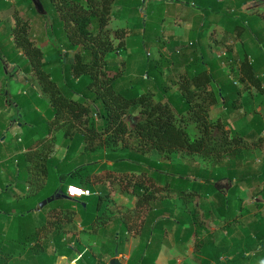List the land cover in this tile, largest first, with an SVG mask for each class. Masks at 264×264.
I'll list each match as a JSON object with an SVG mask.
<instances>
[{"label": "trees", "instance_id": "1", "mask_svg": "<svg viewBox=\"0 0 264 264\" xmlns=\"http://www.w3.org/2000/svg\"><path fill=\"white\" fill-rule=\"evenodd\" d=\"M16 1L28 2L31 13L44 20L41 40H34L29 19L17 17L11 31L6 32L13 40L3 47L0 44V58L26 73L36 71L39 85H24L23 92L15 94L14 103L18 114L30 118L23 136L28 138L27 146L43 142L36 155V172L44 178L50 177V172L56 174L57 185L50 191L37 189L21 197H15L20 193L14 181L0 186V264H55L59 256H71L80 245L76 235L67 237L64 222L73 220L75 211L88 234H97L94 228L99 223L105 226L102 235L108 233L114 242L109 247L110 256L116 250L122 252L127 234L134 228L132 218L147 214L139 231L141 242L127 264H156L163 245L181 247L192 240L193 257L199 264H234L240 246L231 251L233 259L214 251L217 244L204 218L215 219L224 229L235 232L232 225L239 220L237 211L245 214L246 210L240 193L253 188V195L264 194V161L256 165L255 156L249 153L253 148L264 150V110L256 106L264 101V24H258L261 15L253 12L257 15L247 16L222 7L224 43L243 34L250 40L240 44L241 53L235 58L215 56L206 61L195 41H162L161 24L169 0H155L146 9L143 0H41L46 13L39 12L32 0ZM248 1L241 0L238 6ZM200 5L204 10L213 7L204 2ZM157 17L162 22L156 21ZM110 18L125 21L115 31L120 38L118 45L109 35ZM124 33L142 37L143 47L152 45L158 56L146 51L145 55L117 57L114 52L124 47ZM44 42H48L47 48ZM230 72L240 84L232 80ZM252 84L257 88L249 99L252 106L243 110L244 94H250ZM39 91L46 92L48 99ZM8 97L4 94V100L10 102ZM218 104L224 108V121L223 111L215 118L210 113ZM246 113H250L246 124L235 129L233 117L244 119ZM127 114L140 115L132 128L126 121ZM191 121L197 129L194 135ZM57 123L66 129L68 153L62 161L50 154L46 142H52L49 136ZM227 125L229 129H225ZM214 130L221 134L215 135ZM84 139L95 143L97 150L106 149L112 169L118 172V183L96 189L90 175L98 163H80L62 172ZM29 155L20 157L26 168ZM101 166L106 169L107 163ZM18 174L23 177L22 170ZM221 181L230 187L227 193L220 189ZM69 184L88 188L93 194L78 200L60 198L64 205L50 203L37 209L43 199L60 189L66 192ZM162 191L169 198L165 202ZM113 192L116 198L111 196ZM230 194L237 198V207H233L237 211L232 215L228 214ZM163 203L168 210L161 208ZM164 212L168 215L160 217ZM252 212L248 208L247 236L244 231H236L238 237L234 239L241 242L248 237V245L250 242L260 247L249 256L247 250L240 249L239 257L245 264H264V210ZM94 258L87 251L78 264H106Z\"/></svg>", "mask_w": 264, "mask_h": 264}, {"label": "crops", "instance_id": "2", "mask_svg": "<svg viewBox=\"0 0 264 264\" xmlns=\"http://www.w3.org/2000/svg\"><path fill=\"white\" fill-rule=\"evenodd\" d=\"M155 0H143L145 4V9L147 8V5H152V3ZM189 2H196L197 6L194 8L191 5L188 4V6H184L182 3H171L168 2L169 5L174 7L176 9V17L178 23L180 25V29H175L176 25L174 26L173 31L167 36L170 40H181V42H197V45L199 46V52L203 53L205 56L206 61L211 60L212 58L219 57L222 55L225 51L226 54L232 57H237L238 54L241 53L240 50V44H245L249 42L250 38L248 34L241 35L240 38H237L236 40H230L227 41V43H224L225 40V28L223 26L224 21V10H222V7L225 9H231L234 11V9L240 13H244L247 16H255L257 14H254L257 12L260 16V21L258 22L259 25L264 24V0H249L248 2H242L241 6L240 1L241 0H187ZM19 2V0H18ZM21 2V1H20ZM200 2H204L206 5L212 4L213 7L211 10H204L205 8L200 5ZM255 2H258L257 4ZM254 3V4H253ZM8 4V5H7ZM257 5L255 9H252L254 5ZM210 6V5H209ZM173 9V8H172ZM258 9V11H256ZM168 13L170 12L169 9ZM22 11V13L20 12ZM254 12V13H253ZM23 13L25 15H23ZM31 10H30V4L26 1H23L22 4H17L16 0H5L4 2L0 0V44L1 47L5 45H9V43L13 40V37H9V34L6 33L8 31H4V27L7 26L8 23L15 24L16 18L20 17L23 18L24 16H30ZM167 13V14H168ZM179 15V17H178ZM125 23V21H122V24ZM13 27V26H12ZM174 38V39H172ZM9 47V46H8ZM166 49V47H165ZM251 59V58H250ZM252 60V59H251ZM9 66H12L13 64L11 62H8ZM226 67V66H225ZM228 68V67H226ZM5 69V68H4ZM7 71V70H6ZM16 82V81H15ZM20 84V83H19ZM9 84L6 86H3L0 84V186L3 183H6L8 181H14L15 183V190L16 192H19L20 194H16L15 197H21L27 194L28 191H31V193L34 191L45 190L47 189L50 191L54 186L57 185L56 181V174H52L50 172V177L47 176L44 178L42 174H38L35 170L37 160V153L41 151V148L43 146V142L36 144L33 147H28L26 144V139L23 136H25V130L27 127L26 119L22 117L21 114L16 113L17 112V106L16 104H11V100H14L15 94H19L21 89L24 88L23 86H20L18 89L14 88L13 86L8 87ZM4 94H9L8 99L10 102L7 101V99L4 100ZM5 101V102H4ZM261 108V107H260ZM59 128L60 131H66L65 127L61 123H57L56 126H54L53 133L49 136V139L52 140V142L49 144L48 141V150L50 151V154L53 157H56L57 160L62 161L67 153H68V147L65 144H56V140L54 139L55 131ZM57 131V135H59ZM64 136V134H63ZM70 137V134H69ZM64 138V137H63ZM76 152L73 155V157L69 160L68 166L65 167L62 172L69 171L70 169H75L80 165V163L86 164H94L98 163V166L95 167V169L91 173L90 180L93 184V186L97 189L100 186H109L118 183V172L112 169V161L108 160L106 149L101 151L97 150L95 143H92L89 140H82L79 142L78 147L76 148ZM24 153H30L29 159H28V167L20 161L21 155ZM107 160L105 162L104 160ZM22 160V159H21ZM20 161V162H19ZM107 163L106 169H102L101 164ZM110 167V169H109ZM19 168V169H18ZM18 170H22L23 178L20 174H18ZM60 172V173H62ZM17 174L19 175V181H17ZM26 175L29 178V181H26ZM24 180V182H23ZM23 182V183H22ZM16 183H18V187L16 186ZM41 186V187H40ZM36 187V188H35ZM263 194V193H262ZM160 195L164 196L163 202L165 200L169 199L168 195L165 191H162ZM113 198H116V194L113 193ZM63 198V197H61ZM198 198V197H197ZM65 199V198H63ZM199 199V198H198ZM197 205V204H196ZM59 206V205H58ZM161 208H167V205L165 203L162 204ZM73 209H77V206L74 205ZM168 210V208H167ZM78 215V216H77ZM168 215V212H164V214H161L160 217H166ZM138 217L132 218V223L136 224L140 220H137ZM73 224L75 221L81 224V220L79 218V214L77 211L73 212ZM147 221V220H145ZM147 225V222L145 223ZM70 226V222H64V226ZM144 225V224H143ZM81 227V226H80ZM105 227L102 223H99V225L94 228L97 232H100V234L104 231ZM66 229V232L70 231V228L64 227ZM81 230H84L83 226L80 228ZM134 229L132 228L131 231ZM225 230V229H223ZM135 232V231H134ZM137 234L134 236L133 234L129 232V235L127 237V240L125 241L122 252L118 253V258L123 264H127L130 257L138 247V245L141 242V233L136 232ZM105 240L102 241L103 245L100 253L93 256L95 257V260L102 261L105 258H108L107 264H110V261L116 257V254L114 256H110V249L109 247L113 245L114 242H112L111 236H104ZM220 238V237H219ZM221 242V240H218ZM106 244V245H105ZM72 247H75V244H71ZM90 247L89 243L85 241H82V247ZM187 245H182L181 247L178 244H170V245H163L161 253L156 260V264H186L190 263L193 260H196L193 255L195 253V250H191L189 252L190 254L184 256V253L186 252L185 248ZM79 247V246H78ZM170 248H178L180 251H182L180 254L183 257L182 260L178 259L177 261L173 257H169L166 255L168 254L167 250ZM214 251H222L224 255L226 256L227 253L225 252L226 249V239H223V243H218V245L214 246ZM184 249V250H183ZM191 249V248H189ZM77 249L73 252L71 256H59L56 260L55 264H60L65 262L70 263L72 260L79 263L80 259L84 257L82 253ZM184 251V252H183ZM87 252V251H86ZM188 253V252H187ZM192 255V257H191ZM165 258L166 260L164 261ZM66 260V261H64ZM86 261V260H85ZM88 261V260H87ZM86 261V262H87Z\"/></svg>", "mask_w": 264, "mask_h": 264}, {"label": "rangeland", "instance_id": "3", "mask_svg": "<svg viewBox=\"0 0 264 264\" xmlns=\"http://www.w3.org/2000/svg\"><path fill=\"white\" fill-rule=\"evenodd\" d=\"M171 3H182L184 4V6H188L191 5L192 7H196L197 6V3L196 2H189L187 0H176V1H172V0H169ZM256 4L258 2H255ZM254 4V3H253ZM254 5L252 9H255L257 5ZM173 8V9H172ZM166 9H169L170 12L168 14H166L165 16V21L161 24V32H160V35L162 37V41H165L167 40L168 42L171 41V39L169 40L168 39V35L173 31L174 29V26L176 25L175 29L179 30L180 28V25L178 23H176V9H174V7H172L171 5H169L167 3V7ZM232 11V10H230ZM256 11H258V9H256ZM22 13V11H20ZM234 12V11H232ZM46 13V12H44ZM23 15H25L23 13ZM30 18H28V16H24L23 18L24 19H29V23H30V31L32 32L33 34V38L34 40H36L38 43H39V40H41V35H42V30H43V26L45 25V22L44 20L41 19V17H39V15L35 14L34 12L30 13ZM112 17V16H111ZM179 17V15H178ZM122 21L121 19H114V18H110L109 20V23H108V28H109V35L110 37L113 39L114 43L116 45H118V43L120 42V38H118V34L115 33L116 29L118 27H123L125 25V23L122 24ZM156 21H161V19L159 17L156 18ZM162 22V21H161ZM14 24L12 23H8L6 27H4V31H11V28ZM137 30H133L131 32H135ZM45 39V38H44ZM123 45L124 47H122L120 49V52L118 51H115L114 54L119 57L120 59H124L126 57V55L128 54H131V55H135V56H140L141 54L145 55L146 54V51L148 53L151 54L152 53V57H156L158 56V52L157 50L152 46V45H147V47H143V42H144V39L142 37H139L138 35H136L135 33L134 34H128V33H124L123 34ZM46 40V39H45ZM44 41V40H43ZM47 41V40H46ZM164 43V42H162ZM48 44V42H44L43 47H45L46 45ZM47 48V46H46ZM147 48V49H145ZM226 52V51H225ZM71 54H73V52H71ZM113 54V52H111V55ZM122 56V57H121ZM221 57V55L219 56ZM5 68V69H4ZM7 70V72L5 71ZM5 71V72H4ZM36 71H34L33 73H26L25 71H23L22 69L16 67H11L9 66V63L8 62H3L0 58V84L3 85V86H6L7 84H9L8 87L10 86H13L14 88L18 89L20 86H23V85H26V84H34L36 87L39 85L38 83V78L35 74ZM103 78V77H102ZM232 80H237L238 81V84H240V81L239 79H237L236 75L234 76V78ZM264 80V78H263ZM16 81V82H15ZM264 82V81H263ZM20 83V84H19ZM262 86L264 87V83H262ZM243 87V85L241 86V88ZM21 91L23 92V90L21 89ZM257 91V88L254 87V85L252 84L250 86V94L248 92H246L244 94V97L243 99L245 100V106L243 107V110H249L252 106V100H249L250 97L252 96L251 93H253V96L254 94H256L255 92ZM39 95L42 97V98H46L48 99V94L46 92L43 93V91H39ZM262 100V99H261ZM14 101L15 99L11 100V104L13 103L14 104ZM247 101V102H246ZM253 101H255V99L253 98ZM260 101V97L259 99L257 98V103H259ZM97 103H98V106H101L100 104V100H97ZM260 105V106H259ZM256 106L258 107V109L261 107L263 110H264V101ZM39 112H41L40 108L38 109ZM224 110L222 104H218L216 106H214L211 110H210V113L212 114V116L215 118L217 116V114L221 113L222 111ZM225 111H223L222 113V116H223V121H224V114ZM17 113V112H16ZM43 113L44 115V112H41ZM264 113V111H263ZM39 114V113H38ZM250 113H246L245 114V118L244 119H237L236 117H233L234 120V127L235 129L239 130L241 129V127L243 125L246 124V122L248 121L247 117L246 116H250L249 115ZM41 115V114H40ZM34 114L33 113H30V117H33ZM24 119H30L29 117L27 118L26 116L24 117ZM140 119V115L137 114V115H131V114H127L126 116V121L129 125L130 128H132L135 123L137 122V120ZM246 119V121H245ZM189 127H190V132H191V135H194L195 133H197V129L195 127V124L193 121H191L189 123ZM54 128V127H53ZM225 129H229V126H225ZM54 131V129H53ZM57 131L59 133V128L56 129L55 131V137L54 139L56 140V144L59 143V144H64L65 143V137L63 136V134L65 133L64 131L59 133V135H57ZM214 134L215 135H219L221 134L220 131L218 130H214ZM64 137V138H63ZM262 137L264 138V131L262 133ZM249 143V142H248ZM251 144V143H250ZM252 150V151H251ZM249 151V153L253 156H255L256 158V165H261V163L264 161L263 157H264V150L262 151L261 149H251ZM254 151V153H253ZM105 162H107V160L105 159L104 160ZM202 167H204V164L202 165ZM24 178V177H23ZM25 179V178H24ZM24 182V180H23ZM22 182V183H23ZM77 185V184H76ZM230 187H228V184H226V181H221L220 182V189H222L223 191H226L225 193H227L228 189ZM253 188H246L244 189L240 195L243 199V202H244V206L246 207V210H245V214H239V211H237L236 209H234L233 207H237L236 204V197L235 195H232L230 194L229 198L232 200V202H230V210H229V215H232V214H236V211H237V216L239 218V220L237 221V225L236 223H234L232 225V227L235 228L236 231H239L240 233H242L243 231V235L246 233H248V221L250 220V218L248 219V208L251 209L256 212V213H259L261 211L264 210V194L262 193H259V194H255L253 195ZM114 193V192H113ZM113 193L111 196H113ZM48 198V197H47ZM235 199V200H234ZM44 200V199H43ZM54 205H64V201L60 198L54 200L53 202H51ZM195 203L197 204V206L199 205V199L196 198L195 200ZM50 204V203H49ZM260 204V205H258ZM48 205V204H47ZM200 209V213H202V210L201 208L199 207ZM136 212V211H135ZM252 212V213H254ZM121 213V212H120ZM218 215V213H217ZM217 215L213 216L214 218L217 217ZM78 216V215H77ZM146 217H147V214L146 213H143L140 215V217L137 218V220H140L138 223L134 224V230L131 231V235L133 234L134 236L137 234L136 232H139L141 230V227L143 226L145 220H146ZM222 220H225V218H221ZM248 219V220H247ZM204 223L206 224V227H208L209 231L213 233L214 235V242L216 241V244L218 245V243H223V239L225 238L226 239V249L225 252L227 253V256H229L230 259H233V256L231 255V251L234 250V249H238V247L236 246H240L239 247V250L236 251L237 253V256H236V261H234L233 263L234 264H245V259L243 260L241 258V256L239 257L240 255V249L244 248L245 250H247L246 252V256H249V255H254L257 251L260 250V247H258V245H250L251 243L249 242V245H248V237H246L245 239H243V241H238L234 239V237H238V235L236 234L237 232L235 231H230V230H227V228L224 229V227H222V225H219L217 223V220L215 219H206L204 218ZM70 222V226H64V227H69L70 228V231H68L67 233V237H71L72 234L76 235L77 237V244H79L80 246H82V241H85L88 245L89 243V248L88 246L87 247H82L83 250H81L82 248L78 247V245H76V251H80L82 253V255H85L86 251H90L92 252L94 255H97L99 254L101 248H102V241L105 240L104 236L102 235V233L100 234V232H97V234H88L85 230H81L80 228L82 227V225H80V223H78V221L73 224V221H68ZM236 222V221H235ZM81 226V227H80ZM231 227V228H232ZM230 228V226H229ZM228 228V229H229ZM243 229V230H242ZM135 231V232H134ZM105 234V233H103ZM107 236H109V234L107 233L106 234ZM127 236H130L129 233L127 234ZM247 236V234L244 235V237ZM220 237V238H219ZM218 240H221V242H219ZM240 240V239H238ZM78 247V248H77ZM80 248V249H79ZM191 248V249H189ZM186 252L184 253V256L186 257V255L190 254L189 252H193V250H195V246H194V240L190 241L188 243V246L185 248ZM168 254L166 255L169 256V257H175L174 259L177 261V256H178V259L182 260L183 257L181 256V252L178 248H170L167 250ZM184 252V251H183ZM188 252V253H187ZM116 254V252H115ZM192 257V255H191ZM104 259L102 260L104 263L107 264V260L108 258H105L103 257ZM164 259V261L166 260L165 258H162ZM227 258H225L226 260ZM262 260V259H261ZM66 261V260H64ZM260 261V260H259ZM194 262V264H199V260H193L191 261L190 263ZM264 262V261H263ZM88 263V261H87ZM60 264H66L65 262L63 263H60ZM67 264H78V262L72 260L70 263H67ZM100 264V263H99ZM163 264V263H161ZM167 264V263H166ZM228 264V263H227Z\"/></svg>", "mask_w": 264, "mask_h": 264}, {"label": "water", "instance_id": "4", "mask_svg": "<svg viewBox=\"0 0 264 264\" xmlns=\"http://www.w3.org/2000/svg\"><path fill=\"white\" fill-rule=\"evenodd\" d=\"M35 7L37 8V10L41 13H44L45 10H44V7H43V4L41 3V0H32ZM67 198V199H70V200H78L79 198H73V197H70L68 194H66V192L63 190V189H60L58 191V193L44 199L43 201H41L37 207L38 210L42 209L43 207H45L47 204L53 202L54 200L58 199V198ZM110 264H123L119 258H118V251L116 250V257H114L111 261H110Z\"/></svg>", "mask_w": 264, "mask_h": 264}, {"label": "built area", "instance_id": "5", "mask_svg": "<svg viewBox=\"0 0 264 264\" xmlns=\"http://www.w3.org/2000/svg\"><path fill=\"white\" fill-rule=\"evenodd\" d=\"M226 55H227L226 52H224L221 55V57H226ZM222 64L226 65V61H224ZM230 76L233 79L235 75L233 72H230ZM234 81L235 83L238 84L237 80H234ZM66 194H68L70 197H73V198H83L86 196H91L93 192L90 189L85 188L83 186L76 185V184H69L66 189Z\"/></svg>", "mask_w": 264, "mask_h": 264}, {"label": "clouds", "instance_id": "6", "mask_svg": "<svg viewBox=\"0 0 264 264\" xmlns=\"http://www.w3.org/2000/svg\"><path fill=\"white\" fill-rule=\"evenodd\" d=\"M74 191V190H73Z\"/></svg>", "mask_w": 264, "mask_h": 264}]
</instances>
